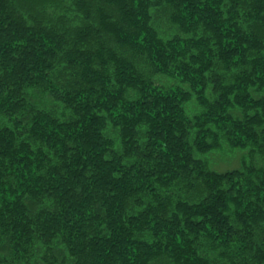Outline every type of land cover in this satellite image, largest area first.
<instances>
[{"label": "trees", "instance_id": "obj_1", "mask_svg": "<svg viewBox=\"0 0 264 264\" xmlns=\"http://www.w3.org/2000/svg\"><path fill=\"white\" fill-rule=\"evenodd\" d=\"M0 264H264V0H0Z\"/></svg>", "mask_w": 264, "mask_h": 264}, {"label": "rangeland", "instance_id": "obj_2", "mask_svg": "<svg viewBox=\"0 0 264 264\" xmlns=\"http://www.w3.org/2000/svg\"><path fill=\"white\" fill-rule=\"evenodd\" d=\"M160 80H164L166 83L167 82L166 79L159 77ZM171 84V82L169 83ZM192 107H194L192 105ZM189 113V111H188ZM190 114V113H189ZM242 156V152L240 151H234V153H218V154H213L210 155L209 160H210V164L211 167L217 171H225L228 169H232V168H236L239 165V159ZM211 159L213 160V162H211Z\"/></svg>", "mask_w": 264, "mask_h": 264}]
</instances>
